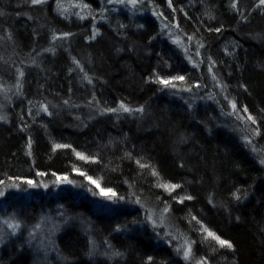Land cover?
<instances>
[{"label": "rangeland", "instance_id": "rangeland-1", "mask_svg": "<svg viewBox=\"0 0 264 264\" xmlns=\"http://www.w3.org/2000/svg\"><path fill=\"white\" fill-rule=\"evenodd\" d=\"M7 2L11 3V0L3 3L7 4ZM153 2L155 4L152 1L145 0L144 4H138L133 7L127 3L118 4L113 2L110 4L107 0H60L64 8H58V0H46L44 4L37 6L29 3L25 9L32 16L39 19L40 15H37L38 13L32 8L36 10L38 7L44 10L49 8L51 17H53L51 20L54 22L51 28L52 36L54 33L57 36L62 33L71 34L66 39H59L62 41L60 48L49 47L45 43L44 35L39 27L33 29L35 36L32 44L26 42L25 46H19L16 40L14 42L11 21L7 19L10 11L17 10H7L2 12L3 15H0V53L8 56L15 55L21 61L27 60L24 62H27L28 66L35 64L33 63L34 60L37 63L38 71L44 74V76L40 77L35 75L31 70L34 67L20 66L18 69L22 70L25 76L20 77L21 87L17 89L18 71L11 72L5 68L4 71L0 72V88L7 89V91H0V116L3 113L1 107L5 104L4 99L6 98L9 102L14 98V103L16 101L22 103V115L23 118L25 116L27 117L26 122L34 124L39 128L50 129L53 135L50 145L52 147L54 144L71 145L70 148H61V150L68 151L72 157L71 162L67 163L68 165L63 171H48L47 174L39 175L42 177L49 176V179L57 183L55 184L56 187L42 198L44 202H48L43 206L37 205L36 207H32L31 205L29 207L26 203L32 194L28 191L30 186L24 183L25 180H33L40 186L46 184V182L40 181L41 178H37L39 181L37 179L35 180L39 176L36 175L37 173L34 170H25L22 174L24 176L11 179L13 180L12 183L20 185L19 188L8 187L12 183L0 185V190L4 191V196L0 197V220L15 216V222H19L21 225L14 235L11 234V230L7 229L6 226L0 225L4 228L0 248L4 245V242H12L20 238L19 236H22L23 241L34 252L33 264H64V260L59 256L56 246L65 233L77 231L80 238L86 243V252H90L91 255H96L105 262L124 260L127 250L129 249L131 251L138 244H146L148 249L153 248L154 250L151 251L153 252L152 254L144 256V264H146L148 257L153 258L151 264H195V260H199L202 257H207L208 264H214L212 258H221L220 255L223 256L232 250L220 248L216 245L215 241H205L200 231V224H197L192 219V217H196L203 225L207 226L222 239L228 240L224 237L226 236V232H222V230H225V225L222 226V222L226 224L233 217V212L231 211L233 208L230 203L210 199V203H213L210 206L212 215H214L213 210L223 212H221V217L219 214L214 216L217 226H214L209 220H203L193 213L191 214V220L184 219L180 223H177L175 220H169L171 204L172 202L179 203L178 200L185 196L178 197L164 189H154L145 183L140 184L142 191H139V189L131 187L127 182L122 183V181L115 177L110 179L104 178L102 167L104 161H106L105 155L107 154L101 150H107L116 155L119 152V146L123 147L126 139L133 137V140L134 137H137V135H134L135 131L130 132L129 130L126 132L123 130L120 127L119 120L126 118L129 120V125L135 122L141 123L142 116L146 112H144V108L143 112H134L131 114L125 112H102L103 109L117 108L121 102L132 109L145 106L143 104L136 106L137 102L121 97L113 100L105 96L103 91L105 89L103 88L105 86L103 85L105 79H103L104 75H102V69L99 68L100 65L98 66L97 64V59L86 56L82 52L85 45H87L86 36L88 35L86 34L89 33L87 32L88 28L93 25L99 31L97 38H101L100 40L103 39V34H101L102 28L113 27L117 23L123 25V28H130L129 26L133 24V28L139 31L148 28V24L155 29L157 28L156 36L154 38L151 37L152 39H147L150 49L145 50V56L150 55L151 57L155 53H160L166 57L168 56L172 61L176 62L177 69L174 68V71L166 69L163 75L154 71L151 73V80L155 81L157 74L163 78L178 75L185 77L184 81L176 82V88L158 87L156 89L155 93H157V96L155 97V101L159 109L161 111L170 109L175 117L182 119L184 123L187 121V124L196 131L200 138L207 142L208 148L206 144L205 147L209 152L213 153L217 149L219 142H225L230 145V148L236 151V154L242 158L243 162L254 173V177L251 180L256 182V186L258 184V188L262 192H258L262 196V199L258 198V200L263 201L258 202L257 205L260 203L264 205V165L259 162L261 158H264V141L261 136L252 135L256 129L260 130L259 115L252 110L247 102L239 99L227 87L221 88L220 85H226L221 82L219 72L216 71L215 67H213L211 73L208 70L210 67L209 57L211 61L213 60V50H216L224 58L235 60V58L238 59L240 57V55H235L239 51V46L244 48L247 45L255 46L258 44V37L264 31L263 21L258 22L256 20V22L253 21L241 28L238 26L233 27L229 33H224L226 35L221 36L222 39L220 38V42L215 41L211 43L210 48L206 44L203 36L200 35L201 29L197 26L194 16L191 15L192 12L186 10V3L191 4L192 0H172L173 6L171 8L168 6V0H153ZM231 2L232 0H225L227 11L239 20H243L241 19V15L245 16L249 12L250 5L258 4V0H238L239 8L243 10L241 13L239 10H234L231 7ZM75 4H87L90 7H73L72 5ZM7 7L11 9L9 5ZM64 9H67V11H64ZM172 9L176 10V16H171ZM62 11H64V15H61ZM154 11L162 13V16L158 17L154 15ZM74 13H80L85 18L80 19ZM16 14L19 15V13ZM101 16L104 18L102 19ZM66 17H73L78 23H81L82 30L69 29L70 27L61 21ZM179 18L183 22L185 19L187 23H182ZM38 24L37 22L36 25ZM164 25H167V27H164ZM21 36L24 37V35ZM188 36H193L194 39L189 41ZM176 37L180 38L182 46L173 43ZM229 40H234L232 41L231 46H233V49L231 51H229ZM198 44H203V47L200 48V56L195 55ZM185 48L189 50L187 55L192 57L199 65L198 67H194L193 63L189 62ZM45 49H53V51H45ZM58 50L69 53L71 57L67 65L63 66L61 64L63 66L61 69H64V75L68 80V84H70V87L67 86L64 92L58 89L55 90L52 87L51 76L57 73L60 64L58 62ZM73 57L80 62L83 71L73 62ZM252 66L254 68V65ZM69 69H72V71H69ZM85 73L91 78V83L83 79ZM213 74L219 81V85L213 80ZM70 77L71 83H69ZM232 80H236L234 76H232ZM197 84L201 86L196 87L195 85ZM189 87H191V91L184 90ZM234 92L237 93L236 90ZM209 96L213 98L209 99ZM229 100L236 102L237 109L241 110V115H247L242 111L243 108L247 107L248 113L256 118L257 123L252 124L251 121L245 122L238 120L236 115H227V113L232 112V108L228 103ZM65 101H68V103L65 104ZM41 104L47 106V112L41 110ZM60 115L62 116L61 120L63 122L76 124L73 126L77 132L74 136L71 133H67V130L65 131L66 134L62 132L63 130L58 125ZM2 120L4 121V119ZM137 125H141V129L146 128L142 124ZM62 127L63 129H70L68 124ZM93 127L98 132L103 130L106 132L102 134L99 132L101 135L94 138L92 143L94 146L90 148L77 139V134H82L84 130ZM110 128L114 129L111 130ZM131 133H133V136ZM13 136L19 140L20 152L23 155L22 159H25V157L29 158L30 151L24 146V142L22 143L16 133L12 134ZM246 136L252 141L251 144H248L244 139ZM180 144L181 142L177 141V145ZM253 147L261 149V151L254 152L252 150ZM76 152L84 154L89 159H79L75 154ZM110 163L114 164L116 162L113 161ZM178 167L183 172L173 174L169 178L170 180H167V183L172 182L173 184L177 176H182L191 179L195 185L200 184L202 181L204 183L207 182L210 186L212 185L211 176L207 170L204 172H206L208 180H202L201 177H198L196 169L189 165H184L182 161ZM125 171L130 170L126 167ZM66 172H70L71 175H75L82 181L79 183L74 182L75 185L73 188H70L68 183H58L57 177L67 176L70 178ZM80 173H85L86 175H81ZM87 177H92L94 180H97L102 188L114 190L118 196L124 197V200L113 202L104 199L98 194L94 195L93 191H89V189H93L96 193H99L100 189L96 185L91 184ZM14 194L17 196L14 197ZM70 194L72 196L75 194L71 197L73 198L72 201L69 198L71 196ZM50 196L52 200L49 199ZM76 196L79 197V201H77ZM36 199L39 200L38 198ZM81 199H84V201H92L94 205L89 207L90 209L93 208L91 213L80 208L81 201H83ZM137 199L141 203H135ZM95 202L105 203L104 205L98 203V205ZM166 205L169 207V211L163 213V223H161V213ZM244 205L246 215L242 219L247 216V209ZM106 210L110 211L111 215L115 217V220L112 221L113 227L110 240H103L99 237L96 239L89 232L91 225L94 219L98 218L95 214L98 211L104 212ZM149 213L152 214V220L147 218ZM153 220L156 222V227L153 226ZM37 224H40V228L38 229L35 227ZM118 226L119 230H117ZM166 233H170V235L166 236ZM173 236L177 237V239H173ZM183 238H187L197 244V249L195 251L192 250L194 260L185 261L183 259V253L177 252L176 249L183 243ZM113 239L118 240L117 245L112 242L114 241ZM205 243H212L216 250L212 251V254H209L207 249L202 246ZM117 252L121 253V255H114ZM140 252L143 254L144 249L142 248ZM209 255H211V258H209ZM220 264H223L222 259Z\"/></svg>", "mask_w": 264, "mask_h": 264}, {"label": "trees", "instance_id": "trees-1", "mask_svg": "<svg viewBox=\"0 0 264 264\" xmlns=\"http://www.w3.org/2000/svg\"><path fill=\"white\" fill-rule=\"evenodd\" d=\"M6 1L0 0V12L17 10L8 11L9 14L7 15V19L11 21L14 42L16 40L19 46H25L26 42L32 44L35 36L33 29L39 27L44 35L45 43L49 47H61L62 41L59 39L53 41L51 39V28L54 22L51 20L53 17H51L49 8H46V10L40 7L37 10L32 8L38 13L37 15H40L39 19L32 16L25 9L30 0H11V3H3ZM151 1L155 4L153 0ZM8 5L11 9H8ZM256 5H250L249 12L245 15L247 19L243 20L234 18L227 11L225 0H192L191 4L186 3V10L192 12L191 15L194 16L197 26L201 29L200 35L203 36L206 44L211 48V43L220 42L221 36L226 35L224 33H229L233 27L238 26L241 28L253 21L256 22V20L258 22L262 20L264 23V7H257ZM15 12L19 13V15ZM176 13V10L172 9L171 16H176ZM179 20L182 23H187L185 19L184 22L180 18ZM61 21L68 25L69 29L82 30V24L78 23L73 17H66ZM37 22L39 23L38 25H36ZM136 25L138 26V24ZM129 27L123 28L121 24L117 23L113 27L102 28V40H100L101 38L98 39L97 36L95 39H89L93 32V26L88 28L87 32L89 33L86 34L88 35L86 36L87 45L82 51L86 56L97 59V64L98 66L100 65L99 68L102 69L103 79H105L103 84L105 89L103 91L106 97L113 100L121 97L137 102L136 106L143 104L145 106L143 107L144 112L148 114L145 113L142 116L141 123H133L134 126L133 124L129 125V120L126 118L119 120L120 127L123 130L126 132L129 130L130 132L135 131L134 135H137V137H134V141L132 140L133 137L126 139L124 146H119V152L116 155L107 150H101L107 154L105 155L106 161H104L102 167L104 178L115 177L122 183L127 182L131 187H135L139 191H142L141 183L148 184L154 189L163 190V188L157 187V184L167 183V180L173 174L183 172L178 167L181 161L184 165L186 164L196 169L198 177H201L202 180H208V176L204 172L207 170L211 176V186L203 181L195 185L191 179L182 176H177L174 179L173 184H179L181 187L171 194L178 197L182 195L191 196L192 199H185L183 203L172 202L169 220H175L177 223L184 219L189 221L193 213L217 226L214 216L219 214L221 217L222 211L213 210L214 215H212L210 206L213 203H210V199L230 203L233 208L231 210L233 217L226 224L222 222V226L225 225V230H220L226 232L224 237L233 243L234 248L223 256L220 255L221 258H212L213 263L220 264L222 259L223 264H264V205L261 203L257 205L258 202L263 201L258 200V198L262 199V196L258 194V192L262 193L258 188V184L256 186V182L251 180L254 177V173L243 162L242 158L236 154V151L230 148V145L225 142H219L217 149L213 153L209 152L207 142L200 138L196 131L187 124V121L184 123L182 119L175 117L170 109L166 111L159 109L155 101L157 96L155 92L158 87L162 86L150 79L152 77L151 73L157 71L163 75L166 69L174 71L176 62L160 53H155L151 57L150 55L145 56V50L150 49L147 39L156 36L157 28L155 29L150 24H148V28L141 31L133 28V24ZM217 28H220L221 31H215ZM21 35H24V37ZM232 41L234 40H229L228 42L230 43L229 51L233 49V46H231ZM258 42L255 46L247 45L244 48L239 46V51L235 55H240V57L238 59L235 58V60L224 58L216 50H213L212 61L215 62L214 67L219 72L221 82L239 99L247 102L252 110L259 115V136L264 141V31L262 35H259ZM58 53V62L60 64L59 68L57 67V73L51 76L52 87L55 90L58 89L64 92L67 86L70 87V84H68L64 69L62 70L61 67L67 65L71 57L67 52L64 53L58 50ZM24 61L27 60L21 61L15 55L8 56L0 53V72L4 71L5 68L15 72L20 66H26L34 67L31 70L35 75L44 76L42 72L38 71L36 62V65L28 66V63ZM252 65H254V68ZM232 76L236 80H232ZM69 83H71V77ZM234 89L237 93L234 92ZM4 103L1 109L3 112L2 116L5 119L4 121L0 120V180L5 181V185H8L13 182V180L9 179L10 177L24 176L22 174L25 170H34L36 173L44 174H47L48 171H63L67 167V163L71 162L72 157L65 150L58 149L53 151V147L50 145V141L52 142L53 138L51 130L27 123V117L23 118L22 115L23 106L21 102L16 101L14 103V98L8 102L5 98ZM61 119L62 116L60 115L58 125L63 130L62 132L64 134L66 132L71 133L74 136L77 132L73 126L76 124L66 123ZM65 124H68L70 129H63L62 126H65ZM137 124H142L148 129H141V125ZM99 132L94 127L88 128L82 134H77V139L93 148L94 138L99 137L106 131H101V134ZM14 133L19 136L22 143L24 142V146L30 151L29 158L25 157V159H22L23 155L20 152L19 140L15 136L12 137ZM131 135L133 136V133ZM29 140L31 141L30 148ZM177 141H180L181 144L177 145ZM113 161L116 163H110ZM137 161L149 165V167L141 168ZM175 161L176 163H174ZM126 167L130 171L126 172ZM152 168H155L159 173V178L152 175ZM66 174L75 183L82 181L75 175H71L70 172H66ZM37 178H41L40 181L46 182L48 187L45 188L43 187L45 184H42V186H30L28 188V191L32 194L29 196L31 198L26 202L29 207L31 205L36 207L37 205L43 206L47 204L48 202H44L42 198L49 194L56 187L55 184H57L49 179V176H39L35 180ZM37 180L39 181V179ZM75 183L69 184L70 188H73ZM170 183L172 184V182ZM238 195L239 199L236 198ZM13 196L17 195L14 194ZM73 196L69 197L70 201H72L73 198L71 197ZM251 196H254V198ZM76 197L77 201H79V197ZM81 200L83 201H81L80 208L91 213L93 208L90 209L89 207L94 205L92 201ZM98 203L104 205L105 202ZM243 205L247 209V216L244 219L242 218L246 213ZM120 206L122 205L120 204ZM95 215L98 218L94 219L89 232L96 239L99 237L103 240H110L113 227L112 221L115 220V217L107 210L104 212L98 211ZM19 237L12 242H4V245L0 248V264H33V250L23 241L22 236ZM116 240L112 242L117 245L118 240ZM196 246L197 244L194 242L193 251L197 249ZM202 246L207 249L209 254H212L211 252L214 248L212 243H205ZM56 247L59 256L64 260V264H144V256H148L153 253L151 251H154L153 248L148 249L146 244H138L131 251L127 250L124 260L105 262L96 255L86 252V243L80 238L77 231L65 233ZM141 247L144 249L143 254L140 252L142 250ZM209 258H211V255H209Z\"/></svg>", "mask_w": 264, "mask_h": 264}, {"label": "snow or ice", "instance_id": "snow-or-ice-1", "mask_svg": "<svg viewBox=\"0 0 264 264\" xmlns=\"http://www.w3.org/2000/svg\"><path fill=\"white\" fill-rule=\"evenodd\" d=\"M46 2V0H30V3L32 5H40V4H44ZM108 3H118V4H130L132 5L133 7H135L136 5L138 4H144L145 0H107ZM151 2V0H150ZM73 7H83V8H88L90 7L89 5L87 4H75V5H72ZM168 6L171 8L173 5H172V0H168ZM257 7H264V0H258V4L256 5ZM158 7V6H157ZM231 7L234 9V10H239L241 13L243 12L242 9L239 8V4H238V0H232L231 2ZM58 8H64L63 4L60 3V0H58ZM175 11V9H173ZM64 11H67V9H64ZM64 11L61 12V15H64ZM102 11H104V9H102ZM75 15L79 16L80 19H84L85 17L82 16L80 13H74ZM154 15H157L158 17L162 16V13H158L157 11H154L153 12ZM0 15H3L2 12H0ZM101 18L103 19L104 17L101 16ZM93 19H95V17H93ZM241 19H247L245 16L241 15ZM121 27H123V25H121ZM164 27H167V25H164ZM176 27H178V25H176ZM215 31L219 32L221 31L220 28H217L215 29ZM99 34V31L98 29L95 28V25H93V32H92V35L89 37V39H95V37ZM71 34L70 33H62L60 34L59 36H57L55 33L53 34L52 36V40L55 41L57 39H66L68 36H70ZM194 39L193 36H188V40L189 41H192ZM173 43H176L177 45H181V41H180V38L179 37H176L174 40H173ZM182 46V45H181ZM203 47V44H198L197 45V48H196V52H195V55L196 56H200L201 53H200V48ZM45 51H53V49H45ZM188 49L185 48V52H186V55L188 53ZM73 59V62L77 65L78 68L81 69V71H83V68L81 67L80 65V62L78 60H76L74 57L72 58ZM188 59H189V62L190 63H193V66L194 67H198L199 65L192 59L191 56H188ZM209 61H210V67H209V72L211 73L212 72V69L214 67V64L215 62L214 61H211V58L209 57ZM203 62V61H201ZM33 63H35V61L33 60ZM19 75H18V78H17V84H16V87L17 89H19V87H21L20 85V77H22L24 75L23 71L20 70V69H17ZM69 71H72V69H69ZM213 80H215L217 82V84L219 85V81L216 79V76L213 74ZM83 79L84 80H87L89 83H91V78L87 75V73H85V75L83 76ZM151 79V78H150ZM185 80V77L184 76H174V77H170V78H163V77H160L158 74L155 78V81L154 82H157L159 83L163 88H176L177 87V84L176 82L177 81H184ZM196 87H200L201 85L197 84L195 85ZM221 88L223 89L224 87L226 86H223V85H220ZM185 91H191V87L189 88H186L184 89ZM0 91H7V89H3V88H0ZM209 99H212L213 97L212 96H209L208 97ZM225 99H227V97H225ZM65 104L68 103V101H65L64 102ZM228 103L230 104L231 108H232V112L230 113H227V115H236V118L238 120H241V121H251L252 124H256L257 121H256V118L253 117L250 113H248V109L247 107L243 108L242 111L243 113H246L247 115H241L240 114V111L241 110H238L237 109V104L234 100H229ZM41 110L44 111V112H47L48 111V108L46 105H43L41 104ZM102 112H125V113H134V112H143V107H140V108H136V109H132L130 107H128L127 105H125L123 102H121L119 104V106L117 108H107V109H103ZM2 119H5V117L3 116H0V120ZM253 136L255 135H259V129H256L255 131H253L252 133ZM244 139L246 140V142L248 144H251L252 141L246 136L244 137ZM31 146V141L29 140V148ZM71 145H65V144H54L53 145V151L57 150V149H61V148H70ZM254 152H259L261 151V149H257L255 147H253L252 149ZM29 154H31L29 152ZM76 156L81 159V160H88L89 158L86 157L84 154L80 153V152H76L75 153ZM262 165H264V158H261L260 161H259ZM137 164L141 167V168H147L149 167V165H145V164H142L140 161H137ZM78 171V170H77ZM81 175H86L85 173H80ZM37 175H44V173H37ZM53 175H55V173H53ZM152 175L153 176H156L159 178V173L156 171L155 168H152ZM9 179H12L11 177ZM16 179H19V178H16ZM88 181L93 184V185H96L97 188L100 189L99 193H96L93 189H89V191H93V194L94 195H99L101 197H103L104 199L108 200V201H113V202H117V201H120V200H124V197L122 196H118L117 193L112 190V189H105V188H102L100 187V184L97 180H94L92 177H87ZM57 182L58 183H68V184H72L74 183V181L70 180L67 176H62V177H57ZM24 183H27L29 186L31 187H38L40 185H38L37 183H35L33 180H25ZM5 184V181H2L0 180V185H4ZM8 187H13V188H19L20 185L19 184H16V183H12L10 185H8ZM43 187H48L47 184L43 185ZM157 187H161L163 188L165 191L169 192V193H172L174 192L177 188H180L181 185L179 184H171V183H158L157 184ZM239 191V190H237ZM235 195V194H234ZM4 196V191L0 190V197ZM237 199H239L240 197L239 196H236ZM175 199V197H174ZM185 199H192L191 196H185V197H181L178 202L179 203H183V201ZM211 202V201H210ZM135 203H141V201L139 199H137L135 201ZM169 211V207L166 205L161 213V223H163V213H167ZM149 220H152V214L149 213L148 217H147ZM193 220L196 221L197 224H200V231L202 233V236H203V239L205 241H215L216 245H218L220 248H227V249H233L234 248V245L231 241L229 240H225V239H222L219 235H217L215 232H213L212 230H210L207 226L203 225L201 223L200 220H198L196 217H192ZM153 226L156 227V222L153 220ZM0 225L2 226H6L7 229L11 230V234H15L17 232V230L21 227L20 223L19 222H15V216L11 217V218H4L2 220H0ZM0 226V242H2V234H3V231H4V228ZM37 229L40 228V224H37L35 226ZM119 230V226H118V229ZM166 236L167 235H170V233H166L165 234ZM173 239H177V237L173 236L172 237ZM194 242L188 240L187 238H183V243L180 244L178 247H177V252H182L183 253V259L185 261H190V260H194V256H193V252H192V244ZM216 249L213 248V251H215ZM114 255H121V253H114ZM152 257H148L147 258V262L146 264H151V261H152ZM195 264H208V259L207 257H202L200 258L199 260H195Z\"/></svg>", "mask_w": 264, "mask_h": 264}, {"label": "water", "instance_id": "water-1", "mask_svg": "<svg viewBox=\"0 0 264 264\" xmlns=\"http://www.w3.org/2000/svg\"><path fill=\"white\" fill-rule=\"evenodd\" d=\"M64 195H66V194H64ZM70 195H71V194H70ZM70 195H69V196H70ZM69 196H68V197H69ZM50 197H51V196H50Z\"/></svg>", "mask_w": 264, "mask_h": 264}]
</instances>
